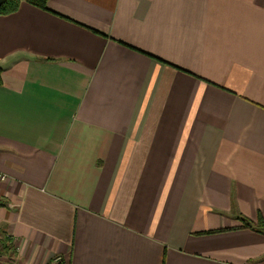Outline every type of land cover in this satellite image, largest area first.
<instances>
[{
	"label": "crops",
	"instance_id": "1",
	"mask_svg": "<svg viewBox=\"0 0 264 264\" xmlns=\"http://www.w3.org/2000/svg\"><path fill=\"white\" fill-rule=\"evenodd\" d=\"M0 69V264H264V0L22 1Z\"/></svg>",
	"mask_w": 264,
	"mask_h": 264
},
{
	"label": "trees",
	"instance_id": "2",
	"mask_svg": "<svg viewBox=\"0 0 264 264\" xmlns=\"http://www.w3.org/2000/svg\"><path fill=\"white\" fill-rule=\"evenodd\" d=\"M22 1L37 8L46 9L47 0H4L0 5V16L15 12ZM241 220L242 227L244 228L254 229L258 232H260V230H264V219L261 217V215H258L257 221L255 223L248 219ZM10 241V236L5 231L0 230V255L10 254L11 250L13 249Z\"/></svg>",
	"mask_w": 264,
	"mask_h": 264
},
{
	"label": "built area",
	"instance_id": "3",
	"mask_svg": "<svg viewBox=\"0 0 264 264\" xmlns=\"http://www.w3.org/2000/svg\"><path fill=\"white\" fill-rule=\"evenodd\" d=\"M5 179V175L4 174H0V180H4ZM11 242V241H10ZM12 244V242H11ZM13 249L11 250L10 254H14L15 253V248L14 246L12 245ZM1 256V255H0Z\"/></svg>",
	"mask_w": 264,
	"mask_h": 264
},
{
	"label": "water",
	"instance_id": "4",
	"mask_svg": "<svg viewBox=\"0 0 264 264\" xmlns=\"http://www.w3.org/2000/svg\"><path fill=\"white\" fill-rule=\"evenodd\" d=\"M4 0H0V5L3 3Z\"/></svg>",
	"mask_w": 264,
	"mask_h": 264
}]
</instances>
